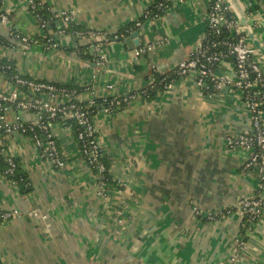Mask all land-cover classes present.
Masks as SVG:
<instances>
[{
    "label": "crops",
    "instance_id": "0c3cea01",
    "mask_svg": "<svg viewBox=\"0 0 264 264\" xmlns=\"http://www.w3.org/2000/svg\"><path fill=\"white\" fill-rule=\"evenodd\" d=\"M28 1L4 7L17 35L37 43L10 37L0 20V38L9 41L0 42V60L11 62L14 76L90 87L98 97H128L157 77L173 86L152 98L137 92L119 111L95 116L118 184L110 194L100 193L72 128L54 126L61 168L39 156L30 137H7L26 189L0 171V207L19 211L0 222V264H264V207L246 226L236 207L257 195L260 180L245 167L251 150L227 144L252 127L235 67L228 61L217 69L229 81L218 90L200 88L194 73L177 77L179 62L205 39L208 1L170 0L159 17L141 20L156 0H37L74 10L80 32L109 36L101 65L92 38L42 28ZM228 1L260 52L251 35L264 48V0ZM0 91L30 97L1 71ZM17 115L34 118L14 109L7 118Z\"/></svg>",
    "mask_w": 264,
    "mask_h": 264
},
{
    "label": "built area",
    "instance_id": "2783aa9c",
    "mask_svg": "<svg viewBox=\"0 0 264 264\" xmlns=\"http://www.w3.org/2000/svg\"><path fill=\"white\" fill-rule=\"evenodd\" d=\"M5 1L0 0V20L9 29V32H12L13 26L10 15L4 7ZM207 1L205 41L190 56L179 62L178 74L185 76L194 73L197 76V83L200 88L218 90L226 86L229 81L219 77L217 69L222 64L227 63L229 57L233 58L231 63L236 72L234 86L240 91L251 112L252 127L247 132L228 137L227 144L232 148L243 147L251 150V155L245 162V167L257 173L256 175L260 180L259 191L253 198L239 200L236 207L252 222L258 216L261 208L264 207V55L256 51L244 35L243 23L233 11L228 0ZM42 4L37 0L28 1L29 10L33 13ZM47 10L52 14V17L58 18L65 27L74 20L76 15L74 10L62 11L50 6H47ZM149 13L147 9L145 15H149ZM34 16L42 28L48 25V22L42 20L39 15L34 14ZM140 24L141 22L137 21V25ZM65 31V28L59 30L62 34ZM79 32H76V34H79ZM223 32H227L230 38H221ZM80 33L96 40L106 37L105 33L100 30H85ZM16 37H19L22 43L26 44L38 42L27 35L20 36L16 34ZM102 44L104 43L98 41L93 46V50L98 54L100 53L99 56L102 55ZM145 50V48L141 49L137 53L139 54ZM103 58V56H100L96 61L97 64H103ZM3 67L10 66L5 65ZM15 81L20 85L27 86L31 96L23 98L21 94L19 95L16 92L0 91V132L4 133V135L0 134V155L7 165L3 175L13 180L12 177L18 168L14 154L8 147L6 140L8 136L16 134L30 137L39 151V156L47 159L58 168L63 167L65 159L57 135L54 132V126L64 124L72 128V124H66V121L71 120L80 126L76 132L79 150L99 183L100 193L105 194V177L103 173L107 167L101 160L105 153L95 123V116L99 112L93 115L90 110L92 104L83 107L77 102L82 99L89 100L98 97L92 88L86 87L79 92L74 87H66L65 84L59 85L52 81H36L18 75L15 76ZM172 86L173 82H169L164 85V89H170ZM138 94L135 93L130 97L135 98ZM140 94H145V91L140 92ZM106 96H109V94L102 97ZM126 100H112L101 112L119 111ZM89 101L94 102L93 100ZM12 108L30 111L34 114V118L24 120L20 116H16L14 121H10L7 115ZM17 215H19V211L16 209L0 207L1 221H7Z\"/></svg>",
    "mask_w": 264,
    "mask_h": 264
},
{
    "label": "trees",
    "instance_id": "16d2710c",
    "mask_svg": "<svg viewBox=\"0 0 264 264\" xmlns=\"http://www.w3.org/2000/svg\"><path fill=\"white\" fill-rule=\"evenodd\" d=\"M169 2L170 0H156L153 5H151L148 10H149V15H144L143 18L141 20H145L146 18H149V19H152V18H156V17H159L161 12L163 10H165L166 8H168V5H169ZM34 14H37L41 17L42 20L48 22V25L46 27H44V29H46L48 26L50 25H57V27H59V29H62V28H65V33H68V32H79L78 30V27L76 26V23L74 21L70 22L66 27L65 25H62V22L57 18H54L52 17V14L47 10V5L45 4H42V5H39L37 7V10L36 12H34ZM12 35L10 37H14L16 36V31L13 27V30L12 32H10ZM212 37V36H210ZM221 38H230L227 34V32H223L222 35L220 36ZM5 40V41H4ZM42 40V39H41ZM92 41L90 42V46L91 48H93L94 44L98 41H100L101 43H105L109 40V36L105 37L104 39H100V40H96V39H91ZM207 40V38H206ZM205 41V39L203 40ZM0 42H3V43H8L9 41L6 40L5 38H3V40H1L0 38ZM87 57H85L86 59ZM233 60L232 57H229L228 58V61L231 62ZM7 66L9 65L10 67H3V66ZM0 71L5 74V76H7L9 79H11L12 81H15V70L13 68V65L11 64V62L9 61H5V60H0ZM179 77L180 75L177 74ZM20 76V75H18ZM23 78H26L24 76H21ZM177 77H175L173 80H175ZM27 79H31V78H27ZM34 80V79H33ZM36 81H44V80H36ZM171 81H169L168 79H161L160 77L156 78V81L153 83V85H150V86H147L146 88L144 89H141L139 91H134L132 93H130V95L128 97H124V96H121V95H109V96H106V97H95L93 99H89V100H93L94 102H90L88 99H82V100H79L77 101L81 106L85 107V106H88L89 104H92L90 106V110L92 111V114L95 115L97 114L98 112H101L104 110L105 107H107L110 103V101L112 100H116V99H120V100H123V99H127L126 101H129L130 99H132L130 96L132 95H135V93L137 92H140V91H145V95L148 97V98H152L157 91H162L164 90V85L169 83ZM56 83V82H55ZM23 91L27 92L29 95H30V91H29V88L25 85H20L18 83H16ZM57 84H61V83H57ZM66 87H74L76 88L79 92L83 91L86 86H75V85H70V84H65ZM144 95V94H143ZM31 96V95H30ZM34 96H38V95H34ZM125 101V102H126ZM125 102L122 104V106L125 105ZM14 110H16L15 108H12ZM19 116V115H17ZM25 120V119H24ZM27 122V121H25ZM66 124H72V129L76 135V132L78 131L79 129V125H76L73 121L69 120V121H66ZM1 135H4V133L1 131L0 132ZM103 161V163L105 164V166L107 167L106 171L103 173V176L105 177V193L106 194H110L113 192V190L115 188H118V184H116V182L113 180L112 178V174L110 172V169H111V159L109 158V155L107 156L106 154H104L103 158L101 159ZM6 162L4 161L3 157L0 155V171L1 173L3 174V171L5 170L6 168ZM10 178V177H9ZM13 180H15V182L21 187V190H25L26 189V176L25 174L20 170V168L18 167L16 169V172H15V175H13ZM245 219V226L249 223H253L255 220H253L252 222L249 221V218L245 215L244 217ZM1 222V220H0Z\"/></svg>",
    "mask_w": 264,
    "mask_h": 264
},
{
    "label": "water",
    "instance_id": "95a60500",
    "mask_svg": "<svg viewBox=\"0 0 264 264\" xmlns=\"http://www.w3.org/2000/svg\"><path fill=\"white\" fill-rule=\"evenodd\" d=\"M138 35H139V30L135 31L134 34H133V37H135V44L136 45H139V38H138ZM252 39H253V43L255 44V46L260 50V52L264 55V48L260 45L259 41L256 40L254 38L253 35H251ZM127 42L129 43V39L127 40Z\"/></svg>",
    "mask_w": 264,
    "mask_h": 264
},
{
    "label": "rangeland",
    "instance_id": "374dc122",
    "mask_svg": "<svg viewBox=\"0 0 264 264\" xmlns=\"http://www.w3.org/2000/svg\"><path fill=\"white\" fill-rule=\"evenodd\" d=\"M110 172H111V169H110ZM229 212V211H228ZM231 212V211H230Z\"/></svg>",
    "mask_w": 264,
    "mask_h": 264
}]
</instances>
